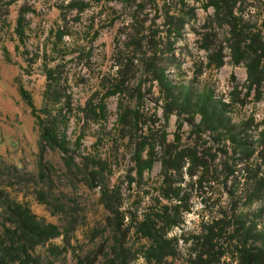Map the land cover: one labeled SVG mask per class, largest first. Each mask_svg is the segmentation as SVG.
Returning a JSON list of instances; mask_svg holds the SVG:
<instances>
[{
	"label": "rangeland",
	"instance_id": "obj_1",
	"mask_svg": "<svg viewBox=\"0 0 264 264\" xmlns=\"http://www.w3.org/2000/svg\"><path fill=\"white\" fill-rule=\"evenodd\" d=\"M253 3L256 6L252 7L253 23L264 32V8L258 1L250 0L249 4ZM77 4H84L86 9L75 10L73 5ZM206 4L205 0L185 3L181 0H0V233L3 232V205L8 201L27 204L39 219L56 225L71 238V246L77 254L98 252L101 246L98 264H111L112 228L107 222L109 213L101 187H105L108 195L119 190L123 210L130 209L142 218L148 210L155 212L157 205L151 194H145L153 193L164 182L158 162L138 184L131 162L136 142L155 147L153 152H172L173 155L201 152L200 161L207 165L205 168L209 167L210 171L217 168V173L232 163L230 160L237 147L227 141L220 142L226 138L221 136L225 135L221 126L212 140L210 134L200 128L199 116L175 114L165 119V101L159 84L152 81L149 66L139 61L153 58L149 65L156 66L159 62L158 66L165 69L169 80L192 85L199 92L211 90L217 102L227 104L230 92L235 93L234 97L239 94L242 99L246 92L247 68L244 64H233L226 48L227 29L217 22L212 24L215 10L206 9ZM21 17L27 26L23 38L15 32ZM175 27L180 28V36L176 35ZM207 31L215 34L211 38L212 50L225 56L220 69L208 66L207 53L201 50L203 43L197 34ZM62 32L71 36L60 41L58 35ZM143 36L147 39L138 47ZM120 59L135 62L123 70L124 94L106 100L108 120L98 125L74 120L70 127L73 144L83 132L87 134L79 148L72 146L76 154H119V168L112 174H98L102 186L89 188L86 185L88 173L67 167L60 151L42 141L32 108L21 95V88L29 92L36 108H42L46 70L58 69L63 78H69L61 84L63 92L72 95L74 109L83 108L97 90L100 97L104 95L101 88L108 80H101L117 70L112 68ZM120 103L130 112L127 125L118 119ZM243 104L231 108L232 123L242 132V137L247 134L251 117L256 125L264 122V89L252 92ZM122 128L125 134L130 131L131 136L122 139ZM98 130L102 132L100 144L110 147L95 146L94 136ZM208 152H212L214 158ZM185 160L186 163L172 164L183 167L182 175L165 182L183 181L182 188L189 191L196 179L187 174L192 163ZM210 174L205 179H209ZM239 182L242 180L234 178L225 186V176H217L211 184L213 194H205L203 198L220 200L222 205H227L233 184L238 188ZM193 194L192 211L186 215L189 227L204 207L196 193ZM159 202V207L167 204V201ZM127 217L126 227L130 226L133 236L137 221L131 225V217ZM178 233V229L173 231L174 235ZM130 242L134 248L138 247L134 239ZM54 245L63 246L62 239L36 248L34 256L38 264H76L72 248L68 255H51L49 251ZM167 264L181 263L170 259Z\"/></svg>",
	"mask_w": 264,
	"mask_h": 264
},
{
	"label": "trees",
	"instance_id": "obj_2",
	"mask_svg": "<svg viewBox=\"0 0 264 264\" xmlns=\"http://www.w3.org/2000/svg\"><path fill=\"white\" fill-rule=\"evenodd\" d=\"M186 1L181 0V3ZM251 1H258L264 8V0ZM205 2L206 9L212 7L215 10L212 24L217 22L220 27L227 29L229 38L226 40L228 43L226 48L233 64L236 66L244 64L247 68L246 92L242 99L239 94L234 97L235 93L230 92L227 104L217 102L211 90L199 92L192 85L185 86L169 80L165 69L158 66L159 62L156 66L149 65L150 61H154L153 58L139 61L142 65L149 66L152 81L159 84L161 97L165 101V119L168 120L175 114L179 117L183 114L193 118L199 116L200 128L209 133L212 140H215L214 135L221 126L225 130V135L221 136L226 138L219 141L230 142L237 148L234 149L232 159L230 158L232 163L217 173V168L212 171L209 167L205 168L207 165L200 161L201 152H189L186 155L153 152L155 147L148 148L145 143L136 142V152H133L131 162L134 164L132 172H135L138 184L143 181L146 173L152 172L156 163L159 162L161 165L164 182L155 188L153 193L145 194H151V199L156 200L155 212L148 210L149 212H145L140 218L130 209L123 210L122 193L113 190L108 195L100 183L98 174L106 172L112 174L119 168L118 152L106 156L100 152L76 154L72 146L79 148L81 140L87 134L83 132L74 144L70 137V127L74 120L77 122L85 120L96 125L108 120L106 100L111 97L120 98L124 94L123 70L127 69L128 65H133L135 60L117 61L112 68L117 70L106 74L101 80V82L104 79L108 80L106 86L101 88L102 92L105 91L104 95L100 97L97 90L88 98L83 108L78 106L74 109L72 95L63 92L61 84L63 80L68 82L69 78L67 76L63 78L58 69L46 70L47 86L42 108H36L29 92L21 88V95L32 108L42 141L60 151L67 167L81 173L85 170L88 173L86 185L89 188L102 186L104 205L109 213L107 222L112 228L109 244L111 264H139L140 261H143V264H167L170 259L181 264H264V127L259 128L264 126V122L259 124L260 126L256 125L251 117L246 128L247 134L242 137V132H239L237 126L232 123L231 111L233 107L244 105V100L248 99L252 92L264 89V32L255 28L252 7L256 6L254 3L249 4L250 0ZM77 5H73L75 10L82 12L86 9L84 4ZM15 30L19 38L24 37L27 26L23 24L22 17L18 19ZM175 31L176 35L180 36V28L175 27ZM197 35L201 36L203 43L201 50L207 53L208 66L214 65L217 69L223 67L225 56L211 48V38L215 34L207 31ZM65 36L71 35L59 33V40L62 41ZM143 37V40L139 39L138 47L146 41L147 36ZM118 113V119L127 125L130 112L122 103L119 104ZM120 131L122 139L131 136L130 131H127V134L123 128ZM94 137L95 146L110 147L107 146L109 144H100L102 132L100 134L99 130ZM211 153L208 152V155L214 158ZM185 159L192 163L187 174L196 179L190 192L182 188L183 181L165 182L182 175L183 167H174L172 164L186 163ZM209 174L210 178L205 179ZM217 176H225V186L234 178L242 180L238 188L233 184L231 201L227 205H222L220 200L203 198L205 194H213L211 184L216 181ZM132 183L133 180L131 185ZM194 192L204 207L198 219L193 222V226L189 227L186 215L192 211L190 201ZM159 201H167V204L159 207L161 203ZM2 209L0 264H38V259L34 256L36 248L56 239H62L63 246H52L49 251L51 255H68L72 248L76 264H98L101 246L98 252L77 254L71 246L72 239L63 234L56 225L39 219L27 204L8 201ZM127 215L129 217L135 215L130 219L131 225L137 221L135 224L137 231L133 236L130 226L126 227ZM176 229L180 233L174 235L173 231ZM133 239L138 245L137 248L130 242Z\"/></svg>",
	"mask_w": 264,
	"mask_h": 264
}]
</instances>
